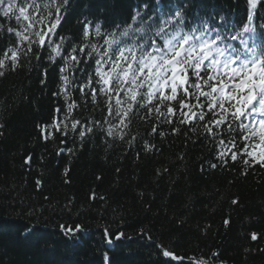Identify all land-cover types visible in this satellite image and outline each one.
Wrapping results in <instances>:
<instances>
[{
	"label": "trees",
	"instance_id": "obj_1",
	"mask_svg": "<svg viewBox=\"0 0 264 264\" xmlns=\"http://www.w3.org/2000/svg\"><path fill=\"white\" fill-rule=\"evenodd\" d=\"M146 2L152 0H72L70 15L53 39L65 37L64 48L70 51L87 43L84 22L93 34L96 24L111 31L130 23L133 9ZM171 2L187 4L189 20L198 13L213 22L221 15L239 26L247 21V0ZM261 23L264 4H258L253 21L258 43ZM0 26L2 59L18 40L7 29L19 25L15 17L0 15ZM90 39L98 40L94 35ZM50 54V48L34 44L14 71L10 61L0 69L5 73L0 76V264H107L105 254L111 264H163L165 259L168 264L201 259L207 264H264V168L247 167L243 158L233 162L230 156L224 165L216 159V142L200 124L160 123L155 114L131 119L123 139L107 136L106 98L98 95L93 103L90 90L80 91L94 59L70 69L71 83L65 85L60 78L64 60L56 57L53 63ZM71 103L75 107L69 114ZM146 114L147 109L140 113ZM73 119L82 125L101 121L103 127L81 139L71 130ZM54 120L68 124L67 137L51 127ZM174 127L179 128L176 134ZM42 130L52 136L45 139ZM212 163L221 166L213 169ZM233 199L238 203L232 204ZM62 225L81 230L65 233ZM157 245L178 259L163 258ZM213 252L218 255L212 257Z\"/></svg>",
	"mask_w": 264,
	"mask_h": 264
},
{
	"label": "snow or ice",
	"instance_id": "obj_2",
	"mask_svg": "<svg viewBox=\"0 0 264 264\" xmlns=\"http://www.w3.org/2000/svg\"><path fill=\"white\" fill-rule=\"evenodd\" d=\"M258 4H264V0H247V21L239 26L223 15L213 22L201 19L197 13L189 20L187 4L181 7L171 0H152L138 4L132 11L131 22L123 27L117 24L111 31H102V25L96 24L93 34L84 22L83 38L87 43L79 47L73 45L69 51L64 48L65 37H60L59 41L53 38L58 35L62 21L70 15L72 0H0V15L9 19L15 17L19 25V29H7L18 40L15 47L5 50L0 69L10 61L14 71L22 55L32 54L35 44L41 49H51L49 59L53 63L56 57H62L60 78L68 85L71 81L66 73L82 61L87 64L89 58L94 59L93 72L89 73L87 83L80 86V91L86 94V90H90L93 103L98 95L106 98L107 114L103 123L109 125L107 136L120 135L123 139L121 133L128 128L131 119L147 120L155 114L160 123L200 124L206 137L216 142V159L224 165L230 156L233 162L243 158L247 167L259 164L264 168V23L259 25L260 43L257 29L253 27ZM93 35L98 38L95 43L90 39ZM62 49L67 55L62 56ZM36 58L39 60L40 56ZM4 74L0 71V76ZM74 107L75 103L68 104L69 114ZM144 109L147 114L141 116ZM65 121L54 120L51 127L67 137L69 128ZM96 126L103 127V124L88 121L82 125L73 119L71 130L78 131L83 139ZM156 132L157 126L153 125L151 133ZM178 132L179 128H172L173 134ZM42 134L45 139L52 136V132L44 130ZM66 143V140L61 141V144ZM67 151L71 153L72 149ZM30 160L31 157H27L25 163ZM218 166L221 165H210L213 169ZM36 183L40 185L39 180ZM95 198L96 194L92 193L91 199ZM237 203V199L232 200V204ZM61 228L65 233L81 230L80 226L62 225ZM108 235L106 231L105 236ZM257 238L256 233L251 234L252 240ZM106 242L113 243L111 239ZM157 247L163 258L178 259L171 249L163 245ZM217 255L212 253V257ZM104 259L111 264L107 254ZM163 264H168V259ZM196 264H207V261L201 259Z\"/></svg>",
	"mask_w": 264,
	"mask_h": 264
}]
</instances>
